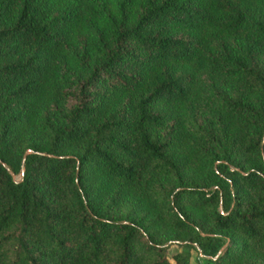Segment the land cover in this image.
<instances>
[{"label":"trees","instance_id":"obj_1","mask_svg":"<svg viewBox=\"0 0 264 264\" xmlns=\"http://www.w3.org/2000/svg\"><path fill=\"white\" fill-rule=\"evenodd\" d=\"M106 1L0 0V264H264V0Z\"/></svg>","mask_w":264,"mask_h":264},{"label":"rangeland","instance_id":"obj_2","mask_svg":"<svg viewBox=\"0 0 264 264\" xmlns=\"http://www.w3.org/2000/svg\"><path fill=\"white\" fill-rule=\"evenodd\" d=\"M118 1L119 0H108V1H106V9L104 10V14H103L104 20L108 16H113L116 14V8H117V5L119 3ZM167 244H170L169 249H168V256H171L173 253L179 251V247L176 243H167Z\"/></svg>","mask_w":264,"mask_h":264},{"label":"water","instance_id":"obj_3","mask_svg":"<svg viewBox=\"0 0 264 264\" xmlns=\"http://www.w3.org/2000/svg\"><path fill=\"white\" fill-rule=\"evenodd\" d=\"M29 151H27V153H28ZM222 251V249L220 250V252Z\"/></svg>","mask_w":264,"mask_h":264}]
</instances>
